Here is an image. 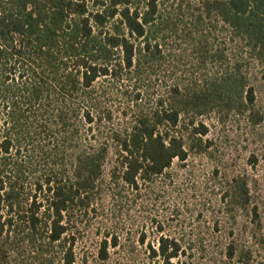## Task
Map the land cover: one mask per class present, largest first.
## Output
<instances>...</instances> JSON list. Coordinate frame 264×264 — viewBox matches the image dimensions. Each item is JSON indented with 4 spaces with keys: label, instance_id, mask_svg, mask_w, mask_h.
Segmentation results:
<instances>
[{
    "label": "trees",
    "instance_id": "trees-1",
    "mask_svg": "<svg viewBox=\"0 0 264 264\" xmlns=\"http://www.w3.org/2000/svg\"><path fill=\"white\" fill-rule=\"evenodd\" d=\"M177 38L198 75L172 74ZM249 64L264 67V0H0V264H76V220L102 191L117 205L170 178L175 161L211 156L205 118L261 124ZM211 176L222 209L259 225L248 176ZM122 230L97 231L95 261H133ZM156 231L149 261L185 264L180 240ZM237 248L226 243L221 264Z\"/></svg>",
    "mask_w": 264,
    "mask_h": 264
},
{
    "label": "rangeland",
    "instance_id": "rangeland-1",
    "mask_svg": "<svg viewBox=\"0 0 264 264\" xmlns=\"http://www.w3.org/2000/svg\"><path fill=\"white\" fill-rule=\"evenodd\" d=\"M218 38L221 40L222 36ZM173 44L185 52L172 74L181 79L192 71L198 75L189 45L180 38ZM248 68L257 103L264 110V67L249 64ZM170 72L169 68L160 74L167 79ZM204 121L209 129L205 137L213 141L211 156H190L185 167L175 161L169 169L170 178L157 179L154 186L143 189L139 195L128 191L117 205L111 204L104 191L98 195L96 210L84 216L82 222L76 220L80 227L76 264H103L95 261L94 255L100 237L97 231L104 227L123 228L130 235L129 240L138 245L133 261L128 264H158L156 260L149 261L145 253L147 243L156 244L158 225L163 227V234L180 240L185 249L181 255L185 264H221L224 257L220 251L230 241H235L238 248L237 255L227 264H264V121L255 127L241 116L223 121L211 116ZM252 155L255 160H251ZM216 167L219 175L248 176L259 225L252 222L250 212L239 210L231 216L222 209L215 187L218 181L211 176ZM141 231L145 232L143 246L136 242ZM241 250L246 251L247 258L240 255ZM82 254L87 257L86 263L80 260ZM15 257L18 263L23 256L12 255V263ZM112 257L108 264H126L125 257L115 254Z\"/></svg>",
    "mask_w": 264,
    "mask_h": 264
}]
</instances>
